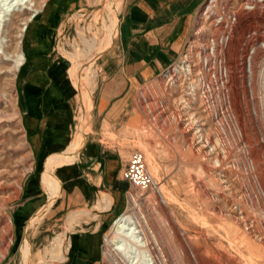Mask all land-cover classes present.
<instances>
[{
    "label": "rangeland",
    "instance_id": "rangeland-1",
    "mask_svg": "<svg viewBox=\"0 0 264 264\" xmlns=\"http://www.w3.org/2000/svg\"><path fill=\"white\" fill-rule=\"evenodd\" d=\"M120 1L0 0V247L7 246L5 254H0V264L23 263L21 249L25 247L22 245L24 241L27 243L26 251L31 256L29 264H42V260H49L47 249L53 243L57 245L60 242L58 238L62 235L59 233L60 228L54 226L55 219H51L53 204L44 211L39 223L35 225H30L29 221L38 213L41 206L35 208L24 219L20 218V211L26 200L24 183L31 174L29 170L34 166V162L37 164V170L39 167L43 170L46 162L40 160L38 154L33 151L22 125L18 106L17 74L23 64L17 65L16 60L20 58V54L23 57L25 55L22 43L27 28L36 18L47 14L48 21L50 18L52 21L48 23L46 37L54 50L53 54L60 56L68 70L76 68L81 71L75 62V67L73 66L72 60L67 57L65 51L71 53L76 45L84 47L80 38L86 31L89 37L95 33L102 36L104 24L110 23V14L117 9ZM228 1L219 0L220 4ZM36 9L37 12L34 11ZM55 14L58 15V19L55 18ZM118 17L120 13L115 18V26ZM198 17L193 34L174 68L137 89L134 107L135 125L119 123L118 130L110 131L106 128L104 133L96 138L100 139L101 144L119 151L125 162L130 158L131 152L136 150L145 156L146 165L158 183V188L141 193L140 198H137L141 201L139 208L149 218L154 230L164 236L171 257L180 259L183 247H186L205 258L219 256L224 250L232 257L234 264H264V243L259 242V236L264 234V210L255 209L249 197V195L256 197L261 191L260 184L253 180V176L264 179V51L262 48L254 54L252 73L239 72L241 60L245 56L243 50H246L248 44L244 42V35L248 29L260 30L264 27V11L238 14V26L241 30H237L227 51L233 71L230 82L233 110L236 113L239 129L223 132L230 140L226 155L220 149L211 151L208 155L212 145L206 144L205 139L208 136L197 144L202 139L198 138L200 134L197 136V142L192 141V146H188V139L191 142L193 135L199 129L186 120L189 108H193L192 111L197 114L199 120H202L203 132L209 133V138L214 139L213 131L217 128L216 125L212 126V122L206 119L203 112L200 104L201 90L196 96L192 93L191 82L196 83L197 77L185 70L174 71L179 64L187 63L185 59L190 50H193L192 53L195 52L197 39H205L215 32L211 21H202ZM199 26L202 29L200 32H198ZM261 36L260 38L264 39V35ZM101 55L95 58L92 65L96 74L94 88L97 85V73L101 65V62L96 60ZM186 67L189 68V65ZM169 73H173L174 79L169 80L167 77L168 79L162 80ZM159 80H162L161 87L165 91V102H162V90L157 87ZM73 89L75 113L71 143L77 130L81 98L87 92L86 90L80 95L74 82ZM164 107L168 110L164 116L169 113L179 114L183 124L170 122L168 127L165 126L160 114V110ZM91 115L93 116V113ZM90 125L91 128L85 135V142L78 152L85 147L88 134L93 137L95 129L91 123ZM200 145L209 147L198 150ZM217 157H221V162L215 163ZM44 175L45 173L43 177ZM43 177L41 175V188H38L40 191L37 195L39 199L46 200L49 199L50 191L44 186ZM206 194L211 198L207 199ZM242 194L246 198L244 201L240 198ZM131 205L132 201L128 202L124 195L123 209H126L119 216L131 208ZM214 208L238 218L247 215L250 224L246 229L236 230L235 220L217 216L213 212ZM111 225L102 239L104 242L106 237L105 243L102 242L104 245L102 244L101 262L121 264L120 258L127 250L124 248L121 254H117L110 248L107 240L114 234V222ZM181 233L183 236L179 235Z\"/></svg>",
    "mask_w": 264,
    "mask_h": 264
},
{
    "label": "crops",
    "instance_id": "crops-1",
    "mask_svg": "<svg viewBox=\"0 0 264 264\" xmlns=\"http://www.w3.org/2000/svg\"><path fill=\"white\" fill-rule=\"evenodd\" d=\"M206 1L123 0L116 26L118 15L104 24L102 36L95 33L89 37L87 31L81 35L83 53L92 63L110 46L96 60L101 65L93 90L94 103L90 99L93 116L89 102V123L95 132L93 137L88 134L80 152L76 149L80 142L77 130L70 142L75 113L73 70L69 73L66 63L53 54L46 37L52 20L48 21V15L43 14L27 28L22 43L25 59L17 74L18 106L33 151L46 162L43 170L42 167L37 170L35 162L29 170L20 218L41 206L29 221L30 225L39 223L33 222L34 218L44 215L51 207L52 191L57 192L51 219H55L54 226L60 228L62 238L52 249L49 264H102V239L118 218L114 219L126 209H123V196L127 197L129 182L123 178L125 159L98 138L106 128L118 130L119 123L135 125L137 89L160 77L180 60ZM55 18L58 19L57 14ZM74 75L81 95L87 90L86 75L76 68ZM41 175L50 191L46 200L37 195ZM22 245L27 248L25 241Z\"/></svg>",
    "mask_w": 264,
    "mask_h": 264
},
{
    "label": "bare ground",
    "instance_id": "bare-ground-1",
    "mask_svg": "<svg viewBox=\"0 0 264 264\" xmlns=\"http://www.w3.org/2000/svg\"><path fill=\"white\" fill-rule=\"evenodd\" d=\"M122 3H123V0L120 1L119 5L117 6V9L114 10V12H112L110 14V19H112V17L114 18L115 16H117L119 14V10L122 7ZM34 11L37 12V9ZM35 17H37V16H35ZM31 18H33V17H31ZM237 18H238V15H237ZM118 22H119V17H118ZM117 27H118V24H117ZM238 29H240V28H238ZM231 42H232V40H231ZM109 46H107L105 49H103V52ZM197 46H199V43L195 45L196 48H197ZM261 48H262V46H260L257 50H261ZM243 51H245V50H243ZM103 52H101L100 54H102ZM192 52H193V50H190V53L186 55L187 59H185V60L187 61L188 64L185 62L181 63L175 68L174 71L181 72L182 70H185V72L186 71L188 73L190 72V75L191 74L193 75V71L190 67L191 66L190 63L193 61L191 59L192 55H190ZM65 53L67 54V57L70 60H72L73 62H75L76 64L79 65V67L84 71V73L86 75L85 80H86L87 92L81 98V104H82L81 105V112L79 113L78 118H77V131L78 132L76 133V135L80 134L79 137L81 139L78 146H77V151H79L85 142L84 141L85 135L90 130L89 102H90V105L92 107L93 104L91 103L92 100H90V99L92 97V90H93L94 85H95V78L94 77L96 74L92 68L93 63L88 58H86V56L83 53L81 46L76 45V48L74 51H71V53L65 51ZM19 57L20 58L16 60L17 65L21 64L23 62L22 60L24 58L22 54H20ZM253 57H254V55H253ZM227 58H228V56H227ZM244 59H245V57L242 60H244ZM252 64H253V59L250 62V68H249L250 74L252 73V71H251ZM187 65H189V68L186 67ZM69 73H70V70H69ZM74 73H75V69H73V71H72V75H73L72 78H73L74 84L76 85ZM195 76L197 77L198 80L196 81V83H194V81L191 82L192 83L191 88L193 90L192 91L193 95L196 96L197 92L200 91L202 78L198 74ZM167 77H169V80L174 79L173 73H169V74L165 75L162 78V80L168 79ZM162 80L158 81L157 87H160V89L162 90V92H161L162 97H163L162 102H165V91H163V89L161 87ZM230 82H231V79H230ZM76 88H77V86H76ZM230 89H231V87H230ZM78 91H79V89H78ZM244 93L246 96L247 90ZM235 98H237V97H235ZM232 99L233 98L231 96V105H232V109H233ZM192 110H193V108L192 109L189 108V110L187 111L186 116H188V117L186 118V120L190 121V124L194 125L196 128L199 127V129H197V132L193 135L194 137H192L191 142H189V139H188V144H189L188 146H190L193 143L192 141H194V143H195V142H197L198 138L199 139L202 138L197 143V144H200L201 141H204V139L207 138V136H208V138L205 139L207 142L206 144L211 143V145H212L211 150L208 151V155L211 151H214L217 149H220V151H222L224 153V155L228 154V151H229L228 145H230L229 144L230 140L227 136H225L223 134V130L219 127H217L216 129L214 128L215 129L214 131L212 129L214 139L212 137L209 138L210 134L208 133L209 134L208 135V134L204 133L205 131L203 132L202 126L204 124H201L202 120H199V118L197 117V114L194 113ZM167 113H168L167 107H164L162 110H160L161 117L163 118V121H164L163 124L165 126L168 127V124L170 122H175L179 125L183 124V121L181 120V117L179 114L172 115L169 113L168 115L164 116V114H167ZM233 114L235 116V121H237L236 113L234 112V110H233ZM200 126H201V128H200ZM199 134H200V136L197 138V136ZM204 147H209V146L208 145H203V146L200 145L198 150H202ZM222 159H223V157H222ZM217 161L221 162V157L220 158L217 157V159L215 160V163H217ZM46 173H47V168H46L45 174ZM253 180H255L256 182H258L260 184V186H261L260 190L261 191H260V195H256L257 198L255 196L252 197L251 195L248 194L250 197V200L252 202V206L255 209L264 210V179H260L259 177L253 176ZM47 181H48V179L46 180V182ZM258 183H256V184H258ZM253 186H254V183H253ZM156 187L158 188V183H157ZM51 195L52 196H51L50 203L52 205L54 203V201H56V199L58 198V194H57V192L52 191ZM206 196H207V199L211 198V196L208 194H206ZM137 198H140V197L134 196L133 198L129 199L130 202L132 201L131 208H129L126 212H124L121 216H119V218L114 222V231H113L114 234L107 240L109 245H110V248L113 251H115V253L121 254L122 250L124 248L127 250L126 254H124V256H121V258H120L121 264H234L232 257L228 253H226L224 250L219 253V256L214 255L212 258H205V257H202L200 254H196L191 248L183 247L184 250H183V254H181V256H180V259L177 260V259L171 257L169 250L167 249L168 248L167 244L164 241V236L161 234H158L156 232V230H154V228L151 226L149 218L144 214L142 209L139 208V206L141 205V201L137 200ZM240 198L243 201L246 199L244 194H242ZM163 203H165V202L163 201ZM213 212L217 216L219 215L221 217L230 218L233 221L235 220L236 225H234V229H236V230L237 229H243V228L246 229L247 225L250 224L249 223V217L247 215H244L243 217L238 218L231 213H226L223 210H217L216 208L213 209ZM40 217H41V214H38L34 218L33 222H35L37 220L39 221ZM248 229H250V226L248 227ZM179 235L183 236L182 233ZM61 238H62V235H60V237L58 238V241H60ZM229 240H231V239H229ZM58 241H56V243ZM260 241L262 243H264L263 242L264 241V234L259 236V242ZM120 243H123V245H120ZM54 245H55V243H53L51 245V247H49L47 249V254H49V257H48L49 260H47V259H46L47 261L44 260V264H49L50 257H51L52 251H53L52 249L54 248ZM230 245L233 246L232 242H230ZM6 249H7V246L0 247V254L4 255ZM21 251H22V254L24 257V261L21 264H28L29 263V255L26 251V248L23 247L21 249Z\"/></svg>",
    "mask_w": 264,
    "mask_h": 264
},
{
    "label": "built area",
    "instance_id": "built-area-1",
    "mask_svg": "<svg viewBox=\"0 0 264 264\" xmlns=\"http://www.w3.org/2000/svg\"><path fill=\"white\" fill-rule=\"evenodd\" d=\"M259 10L264 11V0H229L225 4H220L219 0H207L199 10V17L197 16L202 21H211L215 32L205 39L196 40L199 46L192 54L193 61L190 63V67L194 75L198 74L202 78L200 104L206 119L212 122V126L216 125L221 128L224 133L239 129L231 105L230 79L233 71H231V64L227 58V50L239 28L237 15L243 12L251 14ZM199 27L198 32L202 31L201 26ZM261 35H264V27L260 30L248 29L244 35V42L248 44L245 50V59L241 60L239 72L247 73L249 71L253 55L260 46L264 51V39L260 38ZM171 68L173 69L174 65L168 70ZM122 172L123 178L129 182L128 202L134 196L140 197L145 190L157 188V182L146 165L145 156L139 150L131 152ZM105 239L106 237H104L103 243H105Z\"/></svg>",
    "mask_w": 264,
    "mask_h": 264
},
{
    "label": "water",
    "instance_id": "water-1",
    "mask_svg": "<svg viewBox=\"0 0 264 264\" xmlns=\"http://www.w3.org/2000/svg\"><path fill=\"white\" fill-rule=\"evenodd\" d=\"M204 4H205V3H204ZM203 6H204V5H203ZM203 6H202V7H203ZM202 7H201V8H202ZM167 70H168V69H167Z\"/></svg>",
    "mask_w": 264,
    "mask_h": 264
}]
</instances>
